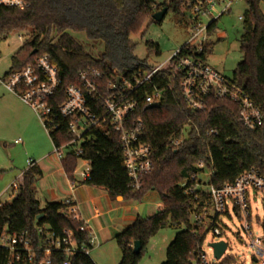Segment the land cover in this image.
I'll use <instances>...</instances> for the list:
<instances>
[{
	"label": "trees",
	"instance_id": "1",
	"mask_svg": "<svg viewBox=\"0 0 264 264\" xmlns=\"http://www.w3.org/2000/svg\"><path fill=\"white\" fill-rule=\"evenodd\" d=\"M247 10L242 17V34L239 49L242 55L233 73V81L242 87L248 98L259 107L263 124L254 131L245 130L238 120L236 104L210 99L201 112L187 108L180 98L178 88L168 75L169 67L152 78L160 98L159 107L147 109L144 98L150 88H142L135 94L139 102L133 115L143 122V142L151 148L152 170L142 178L139 191L131 190L129 179L122 167V151L118 135L111 130L96 128L84 134L82 154L68 153L61 160L62 169L70 181L78 159L91 161L90 179L83 184L105 189L111 198L141 201L148 193H155L160 209L146 219L137 218L115 237L120 251L119 264H137L149 240L165 226L179 230L165 250L163 264H186L196 257L203 242L202 227L193 224V216L199 213L206 196L197 200L194 194H184L179 186L183 180L199 173L196 164L212 162L209 184L220 188L234 182L244 171L257 169L264 174V14L260 4L264 0H243ZM25 6L0 7V41L13 33L28 35L12 55L9 70L2 79L33 65L38 57H46L56 67L60 86L54 107L64 101L65 90L78 85L83 71H97L102 82L116 83L117 78L131 80L152 67L138 60L133 52L132 35H137L147 20L162 8L167 12L175 2L156 4L152 0H24ZM167 14V13H166ZM211 24L208 35L214 31ZM100 44L102 51L93 56L86 52L78 37ZM150 53L157 47L146 44ZM206 44L199 56L204 60ZM34 52V53H33ZM185 47L180 51L183 56ZM68 119L58 117V131L46 132L52 145H63L72 139L68 131ZM185 139L177 146L172 141ZM214 131L215 135H206ZM42 172L35 165L22 173L16 194L0 208V230L8 233H24L31 241L33 260L22 255L16 261L0 247V264H36L43 257L40 249L46 246V233L55 238H71L78 248L89 246L91 229L69 213L70 205L61 202L41 204L36 198L35 186ZM199 205V206H197ZM195 206L197 208L195 209ZM40 216V217H39ZM39 217V218H38ZM41 230V232H39ZM139 242L140 251L133 253V243ZM51 264H95L90 255L77 251L67 257L64 252L52 251ZM220 264H233L227 257Z\"/></svg>",
	"mask_w": 264,
	"mask_h": 264
},
{
	"label": "built area",
	"instance_id": "2",
	"mask_svg": "<svg viewBox=\"0 0 264 264\" xmlns=\"http://www.w3.org/2000/svg\"><path fill=\"white\" fill-rule=\"evenodd\" d=\"M239 1L165 0L166 4L175 2L178 9L189 20L191 35L183 46L186 51L183 56L180 55L183 48L181 47L164 64L152 67L148 72L138 74L131 80L120 79L116 83L104 84L99 72L83 71L79 74L78 85L66 88L64 101L56 108L53 102L56 100L60 80L56 67L46 57H38L33 65L2 79L1 84L6 91L17 96L24 105L33 110L47 133L59 130L60 125L56 124L58 117L64 120L68 119L67 129L72 134V139L63 145H53L52 155L59 161L63 160L68 153L80 156L84 134L91 129L96 128L103 132L111 130L117 134L122 151V167L129 179V186L131 190L139 191L142 186V178L152 170V162L151 148L142 139L143 122L140 118L133 117L139 103L135 94L142 88H150L151 92L144 98V103L147 106L159 103L160 95L152 83V78L162 69L169 67L168 75L178 88L180 98L188 109L201 112L205 110L210 99L229 101L237 105L238 120L245 130L254 131L262 126L263 115L259 107L253 104L242 87L233 80L222 77L199 57L207 42L211 24L229 14L232 5ZM20 6H25L24 0H0V7ZM153 8H158V4H155ZM239 20L242 21V17H239ZM184 133L180 139L172 141L173 147L182 143L185 139ZM206 135H215V132L208 131ZM20 141L18 139L15 143H20ZM26 163L27 168L34 166L31 159ZM78 163H80V167H78ZM78 163L73 171V176L76 175L74 177L78 182L85 183L90 179L91 161L78 159ZM212 167L211 161L208 165L202 161L197 163L196 168L200 170L199 173L188 180L181 181L179 186L184 189L186 195L197 192L194 194L195 200L200 195L207 197L199 213L194 214L193 224L203 228L204 237L208 232L213 237H221L223 233L220 228V218L229 217V213L233 212L236 216H242L245 222L249 223L251 219L250 202L257 195L261 196L264 214V174L252 168L244 171L234 182L214 188L209 184ZM205 179L207 180L205 181ZM75 185V181L71 183L72 188ZM11 188L16 190L17 185L13 184ZM63 202L70 205L69 213L72 217L80 219L73 200L68 198ZM2 205L0 202V208ZM249 229L250 227L247 225L246 230L251 237ZM45 235L46 246L40 249L43 257L36 264H51L49 256L52 251L64 252L67 257L74 255L77 251L89 255L90 250L98 246L97 237L92 231L89 233L90 249L78 248L71 238V233L62 239L55 238L50 232ZM249 246L254 251L253 262L264 264V217L260 223V235L252 238ZM0 247L9 253L11 259L16 261L22 255L29 263L33 260L31 241L24 233L10 234L7 228H2L0 230ZM209 248L212 250L210 246ZM227 248L226 244V250ZM226 250L220 259L214 258V262H209L200 247L196 257L186 264H220L227 258ZM64 264L69 263L65 261Z\"/></svg>",
	"mask_w": 264,
	"mask_h": 264
},
{
	"label": "rangeland",
	"instance_id": "3",
	"mask_svg": "<svg viewBox=\"0 0 264 264\" xmlns=\"http://www.w3.org/2000/svg\"><path fill=\"white\" fill-rule=\"evenodd\" d=\"M156 4H163L165 0H152ZM247 10V4L240 0L231 7V12L222 16L215 23L214 31L208 35L206 49L204 54V63L215 69L222 77L233 80V73L236 65L242 58L239 49V37L242 34V22L239 17H243ZM260 10L264 14V5L260 4ZM191 35L189 20L181 10L172 8L167 12L160 23L153 22L152 19L147 20L141 31L137 35L131 36L134 45V56L140 61H146L149 67H156L164 64L169 58L181 47H183ZM28 35L21 33H13L6 40L0 41V77L6 73L11 64V57L14 55L24 43ZM78 40L83 44L86 52L93 56L102 51L100 44L88 42L84 37L79 36ZM146 44H152L157 47L156 51L150 53ZM0 88L4 94H10L0 82ZM12 94V93H11ZM6 99L0 98V200L6 201L11 195L16 194V190L10 188L6 194H3L6 187L15 182V175L27 166V157L23 154L24 148L13 145V135L19 129H25L29 136L28 147L30 150H36L41 141V134L36 124L40 126L44 132L47 143L49 144V152L52 155L53 145L51 144L46 131L39 118L29 107L26 108L31 112L34 121L30 116L15 109ZM24 106V105H23ZM41 131V132H42ZM15 132V133H14ZM185 131V135H186ZM27 159V160H26ZM80 167V163H78ZM77 173V171H76ZM76 177V175H74ZM207 179H205L206 181ZM19 180H16L18 184ZM119 198V201L122 198ZM37 199H39L37 197ZM41 200V198H40ZM42 201V200H41ZM119 206V210L105 217L108 223L109 232H122L127 223L124 222L123 216L137 217L146 219L155 214L160 207L158 195L153 193L146 194L142 200H124L122 203H115ZM143 205L142 213H139V206ZM251 219L249 223L245 222L242 216H236L233 212L229 213V217H221L220 228L223 235L221 237H213L208 232L201 244V251L209 262H214L213 252L209 248V244L223 240L228 248L226 256L231 257L233 264H255L253 262L254 251L250 248L252 238L260 235V223L264 214L262 209L261 196L257 195L250 202ZM88 212V213H87ZM90 210L86 208V215L89 216ZM122 219V221H121ZM104 225L106 224V222ZM249 226L251 237L248 235L246 226ZM116 229L115 231H113ZM179 230L165 226L152 237L146 245L142 256L137 264H163L165 260V250L173 240L175 234ZM98 246L93 247L89 255L95 264H119L120 251L115 243L111 233L103 232L97 235Z\"/></svg>",
	"mask_w": 264,
	"mask_h": 264
},
{
	"label": "crops",
	"instance_id": "4",
	"mask_svg": "<svg viewBox=\"0 0 264 264\" xmlns=\"http://www.w3.org/2000/svg\"><path fill=\"white\" fill-rule=\"evenodd\" d=\"M2 77H0V82L2 80ZM0 98L6 99L7 102H9L15 109L25 113V115L28 114L31 120L34 121L31 112H29V110L17 96L11 93L4 94L0 88ZM35 126L38 128L40 133H42V142L36 150L29 149V136L25 129H19L16 131V133L14 132L15 134L13 135V138L15 139L13 145H15V147H23V154L26 155L28 160L31 159L34 162V165L38 167L42 172V178L38 180L35 186L36 198H39L37 200H39L41 204H44L61 202L65 199L71 198L75 203V208L78 211L80 220H82L91 229L96 237L97 235L100 236V234L103 232H108V234L111 233V236H113L114 238L118 233H113L112 235V232H109L108 223L110 224V220H105V217H109L111 214L119 210V206H117L115 203L119 204V202L122 203L124 200L122 199L119 201V198L113 199L108 195L105 189L80 183L76 180L75 177L73 181H70L62 169L61 162L49 152V144L46 141L44 132L41 130L40 126H38L37 124ZM18 139L21 140L20 143H15V141ZM27 169L28 168L26 166L24 170L17 172L14 177L15 182H13L9 188L6 187L3 194H6L11 186L13 184H16V180H19V184L22 173ZM74 181L76 182V185L74 186V188H72L71 183H73ZM13 197L14 196L11 195L8 200H0V202L2 204L9 203ZM40 198L42 201L40 200ZM86 208L90 210L89 213L91 214L89 216L86 215ZM122 219H124V222L127 223V227L131 225L137 219V217L124 215ZM105 221L107 222L104 225ZM115 230L116 229H114L113 231Z\"/></svg>",
	"mask_w": 264,
	"mask_h": 264
},
{
	"label": "water",
	"instance_id": "5",
	"mask_svg": "<svg viewBox=\"0 0 264 264\" xmlns=\"http://www.w3.org/2000/svg\"><path fill=\"white\" fill-rule=\"evenodd\" d=\"M166 13H167V8H162L160 11L154 13L152 16L153 22L160 23L163 20V18L165 17ZM119 81H120V78H117V82H119ZM158 107H159V103H153V104L148 105L147 109H153V108H158ZM142 210H143V205H140L139 206V213L140 214L142 213ZM209 246L213 250V256L215 259H220V257L223 255V253L226 250V244L224 242H215V243L209 244ZM139 251H140L139 242L135 241L133 243V253L137 254Z\"/></svg>",
	"mask_w": 264,
	"mask_h": 264
}]
</instances>
